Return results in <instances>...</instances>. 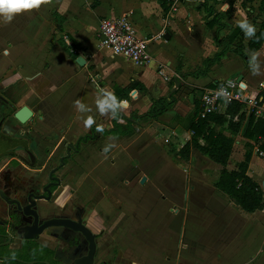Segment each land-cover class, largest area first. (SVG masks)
I'll use <instances>...</instances> for the list:
<instances>
[{"label": "crops", "instance_id": "0c3cea01", "mask_svg": "<svg viewBox=\"0 0 264 264\" xmlns=\"http://www.w3.org/2000/svg\"><path fill=\"white\" fill-rule=\"evenodd\" d=\"M262 1L218 0L214 6L221 14L222 29L218 33L205 21L203 5L207 2L212 6L211 0H180L175 12L173 0H48L38 8L16 14L11 22L0 16V94L12 98L17 110L27 106L34 118L42 114L39 124L53 129L47 134L52 136L56 131L55 138L61 133V140L65 137L72 144L85 137L86 143L75 156L83 168L78 188L89 185L92 179L99 183V191L84 194L86 203L101 215L104 231L117 249L114 264H264V208L253 214L241 211L215 188L220 166L217 168L195 150L187 159L180 154L193 138V132L187 129L193 114L199 118L205 90L238 74L243 92L264 100V80L254 78L264 69V43L255 52L249 49L264 23ZM121 17L129 19L139 38H156L149 45L152 60L145 68H136L107 50L97 49L100 21ZM248 28L254 29L251 35ZM235 29L245 35L242 46L247 60L226 52L205 73L207 61L225 50ZM64 36L78 54L70 53ZM239 42L238 38L230 48H237ZM79 56L86 62L83 68L75 64ZM160 67L168 77L179 76L176 90V84L158 76ZM133 82L142 86L146 95L134 91L121 97L120 92ZM160 101L173 104L162 116L151 118ZM226 108L217 114L224 115ZM243 114L241 128L235 134L227 130V125L210 126L234 142L226 169L236 171L249 155L247 176L261 188L264 152L258 146L262 140L243 136L251 113L244 109ZM254 117L264 120V115ZM89 118L93 120L91 126L86 125ZM232 120L236 123L238 117ZM97 128L117 134L103 136ZM170 133L181 144L177 158L192 163L198 155L202 164L212 165L210 170L190 166L189 172L183 164L177 168L171 165V185H165L169 175L158 183L165 172L164 144ZM198 143L203 146L205 142L199 139ZM115 178H138L140 187H121L126 193L119 198L123 194L108 185L117 200L125 204L123 209L115 207L113 216L112 205L101 192V182L110 184ZM164 202L177 217L173 231L159 229L154 219ZM120 210L130 214L125 227L114 218Z\"/></svg>", "mask_w": 264, "mask_h": 264}, {"label": "flooded vegetation", "instance_id": "af4514ba", "mask_svg": "<svg viewBox=\"0 0 264 264\" xmlns=\"http://www.w3.org/2000/svg\"><path fill=\"white\" fill-rule=\"evenodd\" d=\"M13 101L0 94V264H76L87 258L90 242L83 233L59 224L46 226L63 221L90 233L92 264H114L117 249L68 171L85 137L72 144L61 140V133L56 138L46 134L37 141L34 136L42 135L38 130L25 129L27 124L13 119L19 110ZM55 140L52 152L41 146Z\"/></svg>", "mask_w": 264, "mask_h": 264}, {"label": "trees", "instance_id": "16d2710c", "mask_svg": "<svg viewBox=\"0 0 264 264\" xmlns=\"http://www.w3.org/2000/svg\"><path fill=\"white\" fill-rule=\"evenodd\" d=\"M190 1H203V0H190ZM213 1V5L209 6L206 2L203 5L204 11L206 13V24L210 29L216 27L217 33L222 29L220 24L221 14L216 12L215 7L218 5V0ZM260 11L264 12V0L261 2ZM245 37L240 30L235 29L230 37L227 39V47L225 50L217 55L213 60L207 61V66L205 73L209 68L214 65L223 54L226 52H233L243 59L247 58L243 54L242 39ZM240 39L239 46L235 49L230 48L235 41ZM216 42L220 43L218 37ZM264 43V23L261 26L260 32L255 35L249 43V49L251 52H255L261 44ZM73 46V45H72ZM139 91L142 95H146V90L140 86L138 83L133 82L125 90L120 92L121 97H126L128 94ZM173 102L160 101L157 104L156 109L151 111V118H158L162 116L165 111L169 110ZM245 107L241 104L231 103L227 106L224 115L213 114L209 115L204 119L197 118L196 114H193L190 118L189 126L187 130L193 132V138L191 142L186 143L180 154L183 158L187 159L191 150H195L202 156L208 158L214 164L220 166L222 170L220 171L219 180L215 184L216 190L225 196L233 205L238 207L241 211L247 214H253L257 211H261L264 208V198L260 186L247 176L248 164L250 157L246 156L243 163L240 164L236 171H228L226 166L228 164L229 158L233 149V140L226 138L221 133L214 132L210 125L215 126H225L227 125V130L235 134L240 128L241 123L244 120L243 110ZM196 110V109H195ZM238 117V122L233 123V118ZM228 119V120H227ZM103 136L115 135L116 131L105 132L101 131ZM243 136L249 140L261 139L259 150L264 152V120L255 119L253 114L250 115L248 124L245 128ZM202 139L205 143L201 146L198 140Z\"/></svg>", "mask_w": 264, "mask_h": 264}, {"label": "built area", "instance_id": "2783aa9c", "mask_svg": "<svg viewBox=\"0 0 264 264\" xmlns=\"http://www.w3.org/2000/svg\"><path fill=\"white\" fill-rule=\"evenodd\" d=\"M179 1L173 0L172 11H176ZM155 39L139 38L127 17L103 19L99 24L97 49L107 50L112 56L121 57L136 68H145L151 63L149 45ZM63 42L71 54L79 53L73 48L68 37L64 36ZM157 74L166 83L175 84L180 79L178 75L168 77L164 67H160ZM259 87L263 89L262 85ZM243 91L242 84L235 79H227L215 88L205 90L201 96L198 117L204 119L209 115L217 114L231 103L243 105L256 117L264 115V100L258 96H248Z\"/></svg>", "mask_w": 264, "mask_h": 264}, {"label": "rangeland", "instance_id": "374dc122", "mask_svg": "<svg viewBox=\"0 0 264 264\" xmlns=\"http://www.w3.org/2000/svg\"><path fill=\"white\" fill-rule=\"evenodd\" d=\"M254 78L257 80V81H262L264 80V69L261 68L260 71L256 72L254 74ZM233 79L237 80V78L239 77L238 74H232L231 76ZM42 114H37L35 118H33L30 122L27 123V125L24 127L25 129H33V130H38V132H40V134H42L40 136V138L37 136L34 138L39 141L41 138H43L44 136H46V134L50 131V130H53L51 128H46L44 125H40L38 124V116H41ZM54 134L56 133V131H52ZM176 137H174V135H172L171 133L170 134H167V137H166V142L164 144V149L166 150L167 152V158H166V161L164 162V168H165V172L164 174L161 176V180L159 179L157 182L158 183H162L163 182V176L165 175H169V177L167 179H165V185L169 186L171 185L172 183V180L170 179V176H172V167H169L171 165H173L174 167H178L179 164H183L186 166L187 168V171H191L190 169V166H194L195 168L201 170V166H204V169H207L210 170L209 168H211L212 165H210L209 163H206V164H202L201 161H200V157L198 155H195L196 153H193L196 158L194 157V159H192V163H190L191 161L188 159V160H182V158H177L178 154H179V145H181L179 142L176 143L175 140ZM56 142H54L55 144ZM45 145H47V147L49 148L48 150L50 152L53 151V148H51V145H52V142L51 143H46V144H41V146L44 148ZM259 147V146H258ZM173 156V157H172ZM173 159H172V158ZM171 160V161H170ZM234 160V159H232ZM184 162V163H183ZM212 164V163H211ZM233 164V162H232ZM109 164L106 163L105 166H108ZM216 166V165H214ZM217 168H219V166H216ZM68 171H70V174H71V177L74 181L77 182L76 186L79 187V179L83 178V168H81V166L79 165L78 161H77V157L75 158V160L72 162V163H69L68 165ZM192 172V171H191ZM211 172H213V170H211ZM80 175H81V178H80ZM210 175H212L210 173ZM184 177V175H183ZM134 180V182H133ZM130 179L128 178V180L126 179H117L115 178V181L108 184V183H104L101 182V185H102V188H101V192L104 194V197L108 199V202L111 203V209H113V216H114V209H116L115 207H120V209L125 206L124 203H122L121 201L117 200L116 196L113 194L114 192L110 191V189L108 188V185H110L112 188H117L118 190V194H123V195H118L119 198H121L122 196L125 197V193L126 191H122V188L121 187H128L130 189V186H133L134 188H138L140 187V180L137 178V179ZM90 181L89 185H82L81 188H80V192L83 194H87V193H92V192H96V191H99L100 190V186H99V183H95V181L92 180H88ZM126 182V183H125ZM147 185L146 182H144V184H142L143 187H145ZM111 194V195H109ZM187 203V202H186ZM169 205L168 202H164L162 204V209L158 212V213H154V219L157 220L158 224H159V229L161 230H164V231H173V226H174V220H177V217L176 215L174 216V210L173 208ZM130 211H128L129 213L132 212L131 211V207H128ZM110 209V208H109ZM108 209V210H109ZM127 211H118L119 215L117 217L116 216L114 218H116L115 220L117 221L118 219V223L119 225H122V226H126V223L129 222V220L131 219L130 218V214L128 213ZM105 213V212H104ZM112 213V212H111ZM170 215V216H173V217H176V218H171L170 216H167ZM100 215V213H99ZM105 215L107 216V213H105ZM101 216V215H100ZM99 216V217H100ZM101 218V217H100ZM102 221V219H101ZM123 227V228H124ZM119 229V227H118ZM125 229V228H124ZM120 234V232L118 233ZM109 237V236H108ZM109 240V238H108Z\"/></svg>", "mask_w": 264, "mask_h": 264}, {"label": "water", "instance_id": "95a60500", "mask_svg": "<svg viewBox=\"0 0 264 264\" xmlns=\"http://www.w3.org/2000/svg\"><path fill=\"white\" fill-rule=\"evenodd\" d=\"M75 64L80 67V68H83L86 64L85 60L82 58V57H77V59L75 60ZM176 86H175V90L176 88L179 87V84L178 83H175ZM14 110H17V108H15ZM32 117H33V112L27 107V106H22L14 115H13V119L19 123L20 125H25L27 124L28 122H30L32 120ZM31 159L33 161V157L31 156ZM145 182V179H143L141 181V184H144ZM261 188H262V191L264 192V182L261 183ZM63 225V226H68L70 227L72 230H79L81 233H83V235L89 240L90 242V253H89V256L85 259H82V260H79L76 262V264H92V261H93V254H94V245H93V240L90 238V233L87 231V229L83 228V227H79V226H75L74 224L70 223V222H66V221H63V222H53V223H49L47 224L46 226L48 225ZM33 229H28L27 231L28 232H32ZM42 229H40L39 231H41ZM38 231V233H39Z\"/></svg>", "mask_w": 264, "mask_h": 264}, {"label": "clouds", "instance_id": "9594fccd", "mask_svg": "<svg viewBox=\"0 0 264 264\" xmlns=\"http://www.w3.org/2000/svg\"><path fill=\"white\" fill-rule=\"evenodd\" d=\"M48 3V0H0V16L6 18V22H11L16 14L38 8L41 4ZM247 27V25H245ZM254 29L248 28V35H251ZM7 55V51L4 53ZM93 123L92 118L86 121L87 126ZM102 129L97 128V131ZM106 151V149H105Z\"/></svg>", "mask_w": 264, "mask_h": 264}]
</instances>
